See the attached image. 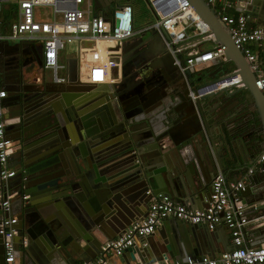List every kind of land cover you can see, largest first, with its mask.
<instances>
[{"label":"water","instance_id":"obj_1","mask_svg":"<svg viewBox=\"0 0 264 264\" xmlns=\"http://www.w3.org/2000/svg\"><path fill=\"white\" fill-rule=\"evenodd\" d=\"M92 1L96 9L100 6L111 7L132 0ZM178 1L172 0L169 5L161 9V12L167 13L176 9ZM187 1L208 25L215 44L224 47V61L231 62L234 67L231 71L219 74L203 83L209 85L207 90H202V84L195 86L191 71H186L185 75L177 73L179 78L170 77L165 80V85L162 86L165 92L161 91L154 96L152 90L145 91L147 87L144 86L142 89L145 92H136V94L130 92L129 104L126 108L121 106L120 93L129 92L124 90L125 76L130 71L128 61L137 50H140L148 60L154 59L159 64L164 62L170 70L173 68L178 70L172 63L161 35L157 32L144 33L122 43L121 52L116 58L119 65L112 73L114 81L109 83H87L79 79V51L76 49L74 54L64 60V82H56V88H48L46 77L40 72V81L37 82V86L30 89L33 92L30 93L24 84L31 81L24 75L26 60L12 56L6 60L0 55V62L9 61L12 65L11 69H17L14 73L19 77V80H16L15 75L14 79L8 82L7 96L3 98L4 106L12 104L18 106L15 111L19 116L17 121H7L4 126L7 137L9 136L6 130L14 129L17 133L16 139L20 141L8 160L13 161L15 158L21 165V170L15 177L10 178L7 184L9 190L16 191L11 206H16V210L12 213L17 214V233L14 240L18 264H32L31 257H35L39 264H76L72 239L76 237L90 239L91 236L87 233L85 236L79 234L80 228L76 230V224L83 227L86 232L99 234L100 228L96 224L107 217L105 211L111 207L113 200L122 196L129 205L132 202L147 204L151 195L158 193L179 201H184L183 199L194 201L195 198L203 197L210 190L207 184L211 173L216 174L218 171L215 170L216 164L223 172L230 169L237 173L247 166L248 160L238 159L234 149L236 143L240 142L238 137H242L245 127L251 126L257 132L254 142L249 141L248 151L251 158H258L264 151V95L255 85L254 71L250 69V64L242 52L233 44L225 24L219 19L215 4H209L205 0ZM144 2L151 8L154 17H157L158 8L150 0ZM243 2H247L246 7L250 8L261 3V0ZM263 4L259 8L263 18L261 22H256L262 26H264ZM18 43L13 44L12 48L18 50ZM43 50L40 45L36 59L39 64ZM152 67L157 66L152 65ZM237 76L239 78L232 80ZM238 83L243 85L240 87ZM189 89L194 92V98L188 95ZM242 90L244 92L239 93ZM99 91L105 92L106 102L112 100L114 104V108H108L105 103L108 108L106 111L110 120L111 137L115 136L113 130H116L117 135L120 131L122 133L115 142L110 143L118 144L105 148L103 143L111 139L110 136L104 140L98 139V136L94 137L93 134L92 141L90 143L87 141L88 147L84 143V146L79 143L74 147L71 141L64 140L61 135L63 126L61 115L56 110L55 101L51 104L49 101L59 94L61 99L68 97L63 105L71 120L76 115V104L88 105L93 100L90 95ZM64 92H69V95ZM236 93H239V98L232 99L235 98ZM208 99L222 100L221 104L227 113L234 116V119L230 120L236 121L230 127H228L230 121L225 122L224 129H221L219 134V140L224 145L222 153L227 158L222 161L217 151L214 153L215 157L208 153L206 167L197 165V168H190V171L186 170L183 175L175 174V165L180 159H175L172 153L176 150L182 157L183 151L192 146L191 141L194 142L196 136L202 137L200 122L206 123L203 106L204 101ZM58 102L61 103L60 98ZM244 102L250 108L249 118H241L238 111L237 115L235 114L237 106ZM32 111L34 114L29 116ZM8 116L11 117L10 114ZM56 126L57 137H51V132ZM180 126H187L191 135L178 140L175 133ZM101 128L102 126L98 127V130ZM258 131L263 137H258ZM230 146L233 148L230 149ZM191 157L190 155L187 164L191 163L193 158ZM243 185L240 194L244 198L251 196L252 198L247 200L250 203H255L264 197L260 187L256 190L251 189L247 183ZM26 193L28 198L23 200L21 196ZM66 214L70 215L73 223L69 222ZM167 218L181 231L190 226L193 230L190 232L192 236L202 234L203 237L204 224L187 222L186 225L185 221L172 216L165 219ZM70 226L74 227L76 234L69 228ZM261 228L264 229L263 226ZM262 229H259V241L264 240L261 235ZM23 234L29 237V246L26 250L20 248ZM152 234L141 240L150 247H148L150 252L144 247L135 245L125 251H130L132 255L134 252H141L143 261L181 255L179 246L174 245L172 241L165 243L161 248L155 245ZM204 234L208 236L207 231ZM109 238L111 237L105 238L103 242ZM101 245H98L99 250ZM208 247L205 245V249H217L213 241ZM211 251L213 250H205V252ZM0 264H4L1 236Z\"/></svg>","mask_w":264,"mask_h":264},{"label":"built area","instance_id":"obj_2","mask_svg":"<svg viewBox=\"0 0 264 264\" xmlns=\"http://www.w3.org/2000/svg\"><path fill=\"white\" fill-rule=\"evenodd\" d=\"M205 1L209 4L221 3L219 19L225 24L233 44L250 64V69L255 73V85L264 95L261 59L254 50L256 45H264V28L249 26L248 16L242 12L228 14L226 11L237 1L248 0ZM8 2L0 0V13ZM16 4V17L9 22L7 31L0 32V41L41 44L44 49L43 66L51 71V77L57 83L65 81L64 62L59 58L64 43H75V49L79 51L78 76L87 83L114 81L112 73L119 65L116 58L121 52L122 43L149 32L161 35L173 65L183 75L186 71L201 68L209 61L224 60L223 46L196 49L202 40L213 38V34L187 0H179L177 8L172 11L164 14L158 12L155 20L141 27L135 26L132 1H123L111 7L102 6L105 9L103 12L94 11L92 0H16ZM38 5L49 6L54 18L38 19L35 15ZM56 16L59 19H55ZM6 95L7 90L0 78V236L4 264H17L14 240L17 215L11 211L16 191L9 190L7 184L17 174L18 168L8 165L13 148L12 141L4 131L7 119L3 98ZM188 95L195 97L192 89H189ZM256 171H264V152L248 168L247 173ZM243 187L242 180H229L218 170L211 179L210 190L202 207L191 208L166 195L153 194L148 201L146 214L131 222L119 235L105 240L98 255L83 264H109L110 257L121 256L137 240L141 241L152 234L168 216L188 223H202L209 229L222 223L230 232L232 247L211 255L188 256L184 262L171 261L165 257L143 264H264V245H252L245 236L247 217L240 194ZM21 198L27 200L28 194H22ZM26 243L25 238L21 239V244Z\"/></svg>","mask_w":264,"mask_h":264},{"label":"crops","instance_id":"obj_3","mask_svg":"<svg viewBox=\"0 0 264 264\" xmlns=\"http://www.w3.org/2000/svg\"><path fill=\"white\" fill-rule=\"evenodd\" d=\"M172 0H161V5H163V7H166L167 5H169V3ZM104 2V1H103ZM132 3H134V1H132ZM262 3H264V0H261V3L257 4V5H252L250 8L246 7L247 2H243V1H237L233 4L232 7L228 8L226 11L228 14H236V13H244L248 16V25L249 26H261L264 28V26L257 24L256 22H261V19L263 18V15L260 14V10L259 8L262 6ZM15 5V6H14ZM264 5V4H263ZM16 0H9V2L7 4H5L2 8V11L0 13V32H5L7 31L8 28V24L11 20H13L16 17L15 14V10H16ZM221 3L220 2H216L215 3V8H216V12L219 13L221 12ZM95 12H103L105 11V9H102L101 6L94 9ZM252 13L250 15V13ZM150 13L151 16H154L151 8H150ZM36 17L38 19H43V20H52L54 18L52 12L49 10V13L47 14L46 18H40L38 11L36 9V13H35ZM55 19H59V16H56ZM221 21V20H220ZM134 23H135V4H134ZM222 23V22H221ZM136 26V24H135ZM16 42L19 41H0V55L3 56V58H5L6 60H9V57L12 56L14 57H21L22 59L26 60V65H24V75L29 77L31 79V81H27L25 84V86L30 90L32 88H34V86H37V82L40 81V72L43 70L42 73H44L45 77H46V82L48 84V88H56V83L54 82V80L51 77V71L47 68H45L43 66L42 60H41V64H39L36 59L38 58V53L37 50H39L40 45L39 43H33V42H19V47L18 50H15L14 48H12V45L15 44ZM6 43H8L9 45H7ZM215 42H214V37L211 39H204L202 40L197 46L196 49H200V50H204V49H212L215 46ZM195 48V47H194ZM193 48V49H194ZM191 49V50H193ZM254 50L257 52L258 56L261 59V64H262V73L264 76V45L263 46H254ZM72 54H62V52H60L59 54V58L60 61L64 62L65 58L69 57ZM11 63L9 61L5 62L4 61L1 63L0 62V78L2 81V84L4 85V87L6 88V86L9 84V81H12L14 79V70L11 69ZM234 67L232 66L231 62H227L224 60H213V61H209L208 63L204 64V66H202L201 68L191 71V76L192 79L194 81L195 86L196 85H201L202 90H207L209 85L207 84H203L206 81L211 80L212 78L218 76L219 74L222 73H226L229 72L233 69ZM180 74V72H178V70L176 71L174 68L173 70L170 72V74H168V79L170 77H178V74ZM36 76V77H35ZM186 77V76H185ZM177 78V79H178ZM235 78H239L237 77H233L232 80H234ZM12 85V83H10ZM52 84V85H51ZM224 84V83H222ZM240 85V87L243 85L242 83H238ZM221 85V84H220ZM14 86V84H13ZM27 89V90H28ZM234 89V88H233ZM30 93H33L32 90L29 91ZM244 92V90L240 91L239 93ZM100 93V95H99ZM101 91L99 92H95L94 94L90 95L92 96V104L93 105H89V106H93V107H103V104H105L102 100L103 97L100 98L101 96ZM239 93H236L235 98L232 99H236L239 98ZM54 92L52 93V95L54 96ZM64 94L69 95V92H64ZM170 94V93H169ZM172 94V93H171ZM51 95V94H50ZM7 96V95H6ZM103 96V95H102ZM58 98L61 99V95H57L55 96V98H53L51 101H49V103L51 104V102L56 103V110L58 111L59 115L62 116V114L64 115V121L69 125L68 127H66V131L67 134L69 136V138L71 139L70 141L72 142L71 145L76 147L77 144L79 143H83L85 144V146H89V144L87 143V141H89V143L92 141L93 137L92 135H85L84 133V129H81L82 131H80V137L76 138V115H74V118L70 120L69 115L66 113V107L64 105H61L60 102H58ZM71 99V98H70ZM74 101V100H73ZM73 101H70L73 103ZM222 100H205V104H204V109H205V120L206 123H204L203 121L200 122V125L202 127V137L196 136V139H194V142L190 141L193 143L191 147H188L185 149V151H183V156L181 157L180 154L175 150V153H172V156L175 159H180L179 162L175 165V174H180L183 175L185 173L186 170L190 171V168H197L200 166H205L206 167V163H208V161H206L208 159V153L211 154L213 157L214 153L217 151L220 155V159L223 161V159L227 158L225 154H223V149H224V145L222 144V142L219 140V134L221 129H224V124L225 122H228V127L231 126V124L236 123V121H232L230 119H234V116L229 115L226 111V109L223 107V104H221ZM103 103V104H102ZM86 106V108H84ZM82 106L79 105V109H82L84 112H86V110L89 108V106L87 107V105ZM105 106V105H104ZM53 107V106H52ZM55 107V106H54ZM5 108V117L7 119V121L10 120H14L17 121L19 119V116L16 113V109L18 108L17 105L12 104V105H8V106H4ZM109 108V107H108ZM108 108H104L108 109ZM112 108V107H111ZM114 108V107H113ZM55 109V108H54ZM237 111L239 112L241 118L246 117L249 118V111L250 108L247 107V103H240L237 106V109L235 111V114L237 115ZM34 111L30 112V114H28L29 116H32L34 113ZM100 111H97V113H93V116H96L97 118H99L100 116ZM8 114L11 115V117L8 116ZM32 114V115H31ZM106 118H108L107 115V111H103L102 113ZM234 114V115H235ZM119 117V116H116ZM116 119V118H115ZM117 120V119H116ZM250 122V120H248ZM71 123V125H70ZM251 124V123H250ZM75 125V126H74ZM110 122L108 124H106L105 129L106 130H111V127L109 126ZM118 127V126H116ZM121 127V126H120ZM56 127H54V130L51 132L52 135L51 137H57V132H56ZM63 128V126H62ZM65 128V127H64ZM82 128V127H81ZM9 136V139L12 141V148H13V152L15 151V149L18 147V145L20 144V141H17L16 139V132L13 129H7L6 130ZM114 132V136L113 138L111 137L112 132L109 133L108 136H110L109 140L105 141L103 143V146L105 148L110 147V146H116L112 145L110 142H115V140H117V137L120 136V134L117 135L116 134V130H113ZM96 132H94L93 134H95ZM258 137L260 138L262 136L261 132L258 131ZM65 134V133H64ZM176 138H178V140L180 139H185L187 136L189 137L191 134L189 132V128L187 126H180L177 128V131L175 133ZM79 136V135H78ZM257 136V132L256 129L254 130L253 127L249 126V127H245L243 129V135L242 137H238L240 139V142L236 143L235 146V150L237 152V158L238 159H244L245 161L248 160L247 162V166L244 167V169L237 173L235 172V170H225L223 173L225 174V176L229 179V180H242L243 184H248L250 186L251 189L255 188L256 190L258 189L257 187H260V189H262V193L264 192V171L260 172V171H256L253 174H249L247 173L248 168L254 163V161L257 158H251V155L248 151V146L249 143L251 141L254 142L255 137ZM263 137V136H262ZM13 138V139H11ZM204 142H202L203 140ZM189 139V138H188ZM86 140V141H83ZM105 140V139H104ZM202 140V141H201ZM14 141V142H13ZM96 141V140H94ZM250 141V142H249ZM117 142V141H116ZM184 144V142H183ZM32 144H30L31 146ZM84 146V145H83ZM233 147L230 146V149H232ZM264 152V151H263ZM194 158L191 159V163L187 164V160H189V156L190 155ZM261 154V153H260ZM189 155V156H188ZM188 156V157H187ZM182 158V159H181ZM184 160V161H182ZM186 161V163H184ZM8 165L16 166L18 168V172L19 169L21 170V165L19 163H17L16 159L14 158L13 161H9L8 160ZM229 168V167H227ZM215 170H220L219 167L216 164V168ZM179 171H181L179 173ZM211 173L209 181H208V188H210V183H211V179L214 176V174ZM209 192V190H208ZM208 192L204 194L203 197L201 198H195L194 201H189L187 199H183L184 201H179L176 200L174 198H171L172 200L176 201V202H180L183 204L188 205L191 208H199L202 207L207 199L208 196ZM27 194V193H26ZM264 194V193H263ZM242 197V196H241ZM252 197L251 196H247L246 198L242 197V201L243 204L245 206V215L247 217V223L245 224V236L247 238V240L250 242V244L252 245H264V240H260L258 239L260 231L259 229H262L261 226L264 227V197L262 199H260L259 201L255 202V203H250L247 200H250ZM13 202V201H12ZM141 204L138 203H133L132 204L125 201L124 197H120V199H115L112 202L111 207L107 208V211H105V213H107V217H104L99 223L96 224L97 227L100 228V232L99 234H95L92 232H86L85 230H83V227H79L76 224V230L77 228L79 230V234L82 235H86L85 233L90 236V239H82L80 237H76L74 239H72V244L74 247V251L76 254V264H83L86 263L92 259H94L98 253H99V249H98V245L102 244L101 242H103V240L105 238L108 237H115L117 236V234L122 233L123 228H125L126 226H128L131 222L136 221L141 219L147 211V204L140 202ZM134 205V207H132ZM258 206H261L260 208H258ZM16 210V206H11V211ZM263 211V214H262ZM262 214V215H261ZM17 215V214H16ZM67 215V219L69 220V222L73 223L70 215ZM187 222H185L186 224ZM174 222H170V220L164 219L161 221V223L158 225V227L156 228V230L153 232L152 236V241L154 242V244L158 247H164L165 243H168L169 241H172V243H174V245L179 246L180 251H181V255L177 254L176 257H166L171 261H179V262H184L185 259L188 256H201L203 254H215L218 252H222L225 250H228L232 247V241H231V235L230 232L228 230V228L220 223L219 226H216V228L213 229H208L205 225L203 227L204 232L207 231L208 236H206V234H204L203 232V237L202 234L199 236H192L190 234V232H193V230L189 228H184L182 231L180 228H176ZM187 225V224H186ZM17 228V227H16ZM70 229H72L74 231V233L76 234V231L74 229V227H69ZM83 228V229H82ZM74 234V235H75ZM72 235V236H74ZM81 235V237H82ZM262 237L264 238V229H262L261 232ZM201 236V237H200ZM25 238L27 243L25 245L21 244L20 242V248L23 250L27 249V246H29V237L26 234H23L22 239ZM71 239V237H70ZM213 241V244L216 246L217 249H205V245L208 247L209 243L211 244V241ZM136 247L141 246L144 247L147 251H149L150 247L146 244V242L137 240L134 244ZM149 247V248H148ZM209 248V247H208ZM195 250V251H193ZM205 250H213L211 252H205ZM150 252V251H149ZM152 256V254H150ZM154 260H159V259H152V260H146L143 261L142 260V256H141V252H134V254L132 255L130 251H125L123 252V254L121 256H112L109 258V264H143L145 262H150V261H154ZM31 261L32 264H39L38 261H36L35 257H31ZM18 264V261H17Z\"/></svg>","mask_w":264,"mask_h":264},{"label":"flooded vegetation","instance_id":"obj_4","mask_svg":"<svg viewBox=\"0 0 264 264\" xmlns=\"http://www.w3.org/2000/svg\"><path fill=\"white\" fill-rule=\"evenodd\" d=\"M16 58H18V57H16ZM128 62H129V66H130V71H128L126 73V76H125L124 90H128L129 92H122L119 95L120 96V103H121V106L123 108H126L127 104H129V102H130V99H129L130 97H128L130 92H132L133 94H136V92H142V91L145 92V91L152 90L151 92H153V94H155L154 96H157L161 91L165 92V90H164L165 88L163 89L162 86L165 85V80H168V78H167L168 74H170V72L172 71V69L170 70V68L168 67L167 63L162 62L161 64H159L154 59L148 60L146 58V56H144L140 50H137L136 52H134L131 55ZM151 64L155 65L157 67L153 68ZM16 70L17 69L14 68V71H16ZM42 72H43V70L41 71V73ZM15 75H16V73H14V77H15ZM15 79L19 80L18 75H16ZM16 83H18V82L16 81ZM144 86L147 87L145 91H144V89H142V87H144ZM104 94H105V92L101 93V96H100V98L103 97L102 101L103 102L105 101L104 103H107L109 108L114 107L112 100H110V102H106L107 100L105 99ZM99 95H100V93H99ZM65 99H68V97H64L63 99H60L61 105L65 104ZM108 101H109V99H108ZM89 105H93L92 102L89 103L87 105V107ZM103 106L105 108H107L106 104H103ZM105 110L102 107L97 108V107L89 106V108L86 110V112H84L82 109H79V105L76 104V129L75 130H76L77 140L80 137V133H81L80 131H82L81 129H84L85 135L91 136V135H93L94 132H96L95 135H93V136L94 137L98 136L97 137L98 139H105L106 140L109 137L108 135L111 132L109 129L106 130L105 126H106V124H108L110 122V120L102 114L103 111H105ZM97 111L101 112L99 118H97L96 116H93V113H97ZM63 116L64 115L62 114V116H61L62 120L61 121H63V128L61 130V135L64 137V140H69V142H70L71 139L69 138L67 131H66L67 130L66 127H68L69 125L64 121ZM70 125H71V123H70ZM100 126H102V128L100 130H98V127H100ZM4 131H5V129H4ZM15 176H16V174L14 175V177Z\"/></svg>","mask_w":264,"mask_h":264},{"label":"rangeland","instance_id":"obj_5","mask_svg":"<svg viewBox=\"0 0 264 264\" xmlns=\"http://www.w3.org/2000/svg\"><path fill=\"white\" fill-rule=\"evenodd\" d=\"M133 1L135 4V24L137 27H141L144 24L155 20V17L151 16L150 7L144 2V0ZM35 9H37L40 18H46L50 10L47 5H38ZM75 51V43H64L61 48L62 54H74Z\"/></svg>","mask_w":264,"mask_h":264},{"label":"bare ground","instance_id":"obj_6","mask_svg":"<svg viewBox=\"0 0 264 264\" xmlns=\"http://www.w3.org/2000/svg\"><path fill=\"white\" fill-rule=\"evenodd\" d=\"M160 2H161L160 0H153V1H152V4H153L156 8H158V11H159L160 14H164V13L161 12V9L164 8V7L161 6ZM169 4H170V3H169Z\"/></svg>","mask_w":264,"mask_h":264},{"label":"trees","instance_id":"obj_7","mask_svg":"<svg viewBox=\"0 0 264 264\" xmlns=\"http://www.w3.org/2000/svg\"><path fill=\"white\" fill-rule=\"evenodd\" d=\"M132 5H133V8H134V3H132ZM15 6V5H14Z\"/></svg>","mask_w":264,"mask_h":264}]
</instances>
